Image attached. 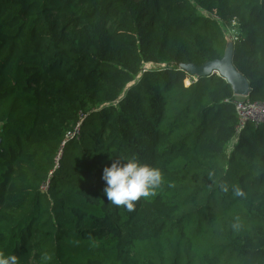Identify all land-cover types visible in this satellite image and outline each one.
<instances>
[{
	"label": "trees",
	"instance_id": "obj_1",
	"mask_svg": "<svg viewBox=\"0 0 264 264\" xmlns=\"http://www.w3.org/2000/svg\"><path fill=\"white\" fill-rule=\"evenodd\" d=\"M264 0H0V254L18 264H264ZM157 168L129 212L103 168Z\"/></svg>",
	"mask_w": 264,
	"mask_h": 264
},
{
	"label": "clouds",
	"instance_id": "obj_2",
	"mask_svg": "<svg viewBox=\"0 0 264 264\" xmlns=\"http://www.w3.org/2000/svg\"><path fill=\"white\" fill-rule=\"evenodd\" d=\"M102 180L108 201L131 212L136 201L155 194L162 176L159 169L142 164L135 157H117L110 166L103 168ZM0 264H18V257L0 254Z\"/></svg>",
	"mask_w": 264,
	"mask_h": 264
},
{
	"label": "water",
	"instance_id": "obj_3",
	"mask_svg": "<svg viewBox=\"0 0 264 264\" xmlns=\"http://www.w3.org/2000/svg\"><path fill=\"white\" fill-rule=\"evenodd\" d=\"M231 54L232 43L229 42L225 54L221 59L208 61L200 66L185 64L181 65V67L189 71L191 74H195L199 77L217 74L231 86L235 95H248L250 92L249 83L243 75L236 71L232 63Z\"/></svg>",
	"mask_w": 264,
	"mask_h": 264
},
{
	"label": "built area",
	"instance_id": "obj_4",
	"mask_svg": "<svg viewBox=\"0 0 264 264\" xmlns=\"http://www.w3.org/2000/svg\"><path fill=\"white\" fill-rule=\"evenodd\" d=\"M234 110L237 117L236 133L247 124H264V102L250 101L248 95H235Z\"/></svg>",
	"mask_w": 264,
	"mask_h": 264
},
{
	"label": "rangeland",
	"instance_id": "obj_5",
	"mask_svg": "<svg viewBox=\"0 0 264 264\" xmlns=\"http://www.w3.org/2000/svg\"><path fill=\"white\" fill-rule=\"evenodd\" d=\"M191 70H192V69H191ZM192 76H193V79H196V77H197V75H195V74H192ZM235 99H237V96H236Z\"/></svg>",
	"mask_w": 264,
	"mask_h": 264
},
{
	"label": "crops",
	"instance_id": "obj_6",
	"mask_svg": "<svg viewBox=\"0 0 264 264\" xmlns=\"http://www.w3.org/2000/svg\"><path fill=\"white\" fill-rule=\"evenodd\" d=\"M235 95V94H234Z\"/></svg>",
	"mask_w": 264,
	"mask_h": 264
}]
</instances>
